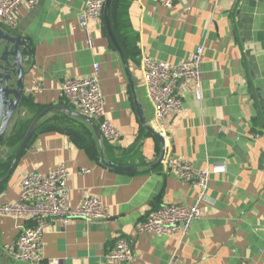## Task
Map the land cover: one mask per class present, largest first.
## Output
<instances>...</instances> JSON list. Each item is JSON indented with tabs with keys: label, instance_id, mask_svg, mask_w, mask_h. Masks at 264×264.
Masks as SVG:
<instances>
[{
	"label": "crops",
	"instance_id": "obj_1",
	"mask_svg": "<svg viewBox=\"0 0 264 264\" xmlns=\"http://www.w3.org/2000/svg\"><path fill=\"white\" fill-rule=\"evenodd\" d=\"M85 2L22 4L17 25L4 27L31 47L24 61L23 96L29 100L20 102L12 120L29 121L36 108L57 109L38 121L15 168L0 178L6 181L0 203L18 198L23 176L64 164L71 171L69 204L76 207L96 196L111 214L88 222H52L42 237L44 259L36 264H53L52 259L59 264H264V0H178L172 8L159 0H129L121 16L117 9L114 13L116 43L104 17L92 23L93 48L78 24ZM198 45L205 47L202 99L187 92L184 109L161 126L144 84L142 59L179 62ZM95 63L106 117L121 131L114 141L102 137L99 120L94 119L96 129L61 94L66 78L89 77ZM3 149L0 156L10 151ZM167 157L200 168L225 165L227 171L211 176L209 199L186 234L140 233L137 224L151 210L174 202L192 205L199 193L167 166ZM82 167L90 172L82 173ZM31 224L0 216V264H29L13 259L7 247L23 225ZM119 238L131 241L134 256L128 263L106 258Z\"/></svg>",
	"mask_w": 264,
	"mask_h": 264
},
{
	"label": "built area",
	"instance_id": "obj_2",
	"mask_svg": "<svg viewBox=\"0 0 264 264\" xmlns=\"http://www.w3.org/2000/svg\"><path fill=\"white\" fill-rule=\"evenodd\" d=\"M39 0H0V26L17 25L16 10L22 5L34 6ZM178 0H159L165 8H172ZM218 0H215L217 3ZM106 0H86L78 16V24L85 34L86 44L93 48L95 36L91 27L104 17ZM205 47L198 45L195 51L179 62L161 60L152 56L142 59L143 80L149 99L155 108V119L162 126L170 114L184 109V97L192 92L196 99H202V63ZM100 66L94 64L92 75L86 78H66L61 86L62 96L80 113L99 120V131L106 140H117L120 129L106 117L105 99L99 78ZM41 90L39 85H35ZM29 92V90H27ZM167 166L178 173L186 182L193 184L199 191L192 205L166 203L151 210L137 224L140 233L169 235L175 232L186 234L192 223L201 217V205L208 198L210 178L214 173L227 171L225 165L200 168L191 161L167 157ZM82 173L90 172L82 167ZM71 171L61 164L46 174L31 172L22 177L18 198L12 202L0 203V216H11L32 222L23 225L18 238L7 247V253L15 260L29 264L42 262V237L52 222L62 224L72 219L85 221L109 219V206L99 197H85L73 207L69 204L68 180ZM134 256L131 241L119 238L114 247L106 254L109 261L128 263ZM59 264V259H52Z\"/></svg>",
	"mask_w": 264,
	"mask_h": 264
},
{
	"label": "water",
	"instance_id": "obj_3",
	"mask_svg": "<svg viewBox=\"0 0 264 264\" xmlns=\"http://www.w3.org/2000/svg\"><path fill=\"white\" fill-rule=\"evenodd\" d=\"M110 0H106L104 19L105 24L113 41L116 43L111 30L108 8ZM25 50L31 51L27 39L16 36L9 30L0 26V138L4 134L9 122L15 115L20 102L23 99L25 84ZM57 107H48L41 111L27 127L21 143L16 150L14 163L27 148L29 141L36 131L38 121L47 113L56 110ZM78 115L88 120L94 127L96 123L93 118L78 112ZM158 137L162 139L161 135ZM0 154L1 151H0ZM107 166L118 170H131L132 167L121 166L113 162H105ZM3 180V179H2Z\"/></svg>",
	"mask_w": 264,
	"mask_h": 264
},
{
	"label": "trees",
	"instance_id": "obj_4",
	"mask_svg": "<svg viewBox=\"0 0 264 264\" xmlns=\"http://www.w3.org/2000/svg\"><path fill=\"white\" fill-rule=\"evenodd\" d=\"M128 2H129V0H110V5H109L107 12H108V17H109V22H110L112 32H113V22H114L115 10L117 9L118 14L120 13V16H121L122 11H123V6H125V4H127ZM105 26H106V24H105ZM22 100H23L22 102H25V104H26V101H28L29 98H28V96H23ZM27 105H28V103H27ZM42 110L43 109H39V108L34 109V113H35L34 117L32 119H30L29 121H26V122L17 121L18 123H20L21 126H23V128L20 129V127H21L20 126V127H18L19 128L18 130L16 129L17 131H15V132L17 134L20 130H21V132L19 133V138L17 140L18 142L15 141V143L10 144L11 145V147H10L11 152L9 151V153L5 156H0V178L6 177L15 168L16 163H14V156H15L16 150L18 148L17 146L15 147V144L17 143L16 145H18L21 142L27 127L29 126V124L35 119V117ZM4 141H5V136L3 134L2 138L0 140V143H1L0 145H2V143H4ZM5 183H6V181H0V191L3 189Z\"/></svg>",
	"mask_w": 264,
	"mask_h": 264
},
{
	"label": "rangeland",
	"instance_id": "obj_5",
	"mask_svg": "<svg viewBox=\"0 0 264 264\" xmlns=\"http://www.w3.org/2000/svg\"><path fill=\"white\" fill-rule=\"evenodd\" d=\"M14 121L15 120H12V124H11V121L9 122V124H8V126H7V128H6L5 132H4L5 141H4V143H2V145H0L2 148H4L3 150H5V151H7L8 149H10V147H11L10 144L11 143H15V141L18 140L19 133L21 132V130L18 132V134L15 132V131H17L19 129L18 127H20L21 125L17 121H15V122ZM22 128H23V126L20 127V129H22ZM1 138H2V136H1ZM1 138H0V140H1ZM16 144H15V147L17 146ZM10 152H11V150H10ZM8 153H9V151H7V154ZM1 262H3V259L2 258H0V263Z\"/></svg>",
	"mask_w": 264,
	"mask_h": 264
}]
</instances>
